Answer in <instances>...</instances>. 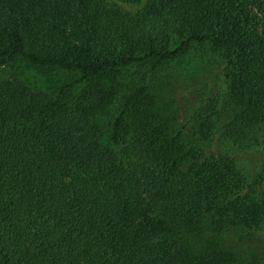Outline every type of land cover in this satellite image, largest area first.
<instances>
[{"label": "trees", "instance_id": "16d2710c", "mask_svg": "<svg viewBox=\"0 0 264 264\" xmlns=\"http://www.w3.org/2000/svg\"><path fill=\"white\" fill-rule=\"evenodd\" d=\"M201 44L224 87L188 137L153 75ZM20 59L71 77L0 78V264H248L223 235L264 223V0H0Z\"/></svg>", "mask_w": 264, "mask_h": 264}, {"label": "rangeland", "instance_id": "374dc122", "mask_svg": "<svg viewBox=\"0 0 264 264\" xmlns=\"http://www.w3.org/2000/svg\"><path fill=\"white\" fill-rule=\"evenodd\" d=\"M222 63L221 54L209 44L194 45L188 54L166 64L153 75L155 100L163 108L161 113L171 122H168L169 127L175 130L183 127L186 136L193 135L201 117L196 108L205 105L217 87H224ZM70 77V72L24 59L0 66V78H18L34 89L49 92H54ZM262 149L258 146L243 151L241 165L253 171L258 162L257 154ZM229 232L223 235L227 246L233 244L248 264H264V223L243 236L241 232Z\"/></svg>", "mask_w": 264, "mask_h": 264}]
</instances>
